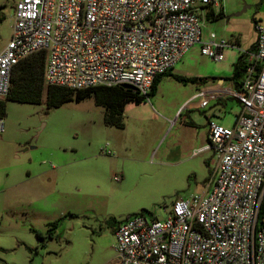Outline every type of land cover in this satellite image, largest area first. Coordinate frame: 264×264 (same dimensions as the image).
<instances>
[{"label": "rangeland", "instance_id": "374dc122", "mask_svg": "<svg viewBox=\"0 0 264 264\" xmlns=\"http://www.w3.org/2000/svg\"><path fill=\"white\" fill-rule=\"evenodd\" d=\"M18 1L0 0V50L11 37ZM212 10L223 16L200 12L201 41L213 32L232 44L224 59L201 54L195 43L160 78L149 100L125 105L124 128L104 123V109L94 96L56 107L46 104L45 92L40 103L6 102L0 133V264H117L118 223L141 212L165 219L177 196L208 189L217 156L211 151L192 156L189 143L196 133L189 126L206 129L211 116L230 128L241 107L228 97L220 99L224 104L212 99L198 107L199 79L232 76L237 58L256 42L264 24V0H219ZM106 147L111 154L102 153Z\"/></svg>", "mask_w": 264, "mask_h": 264}, {"label": "built area", "instance_id": "2783aa9c", "mask_svg": "<svg viewBox=\"0 0 264 264\" xmlns=\"http://www.w3.org/2000/svg\"><path fill=\"white\" fill-rule=\"evenodd\" d=\"M215 6L219 0H19L11 37L0 50V101L15 66L40 51L47 86L129 84L149 100L155 78L195 43L201 54L224 59L232 44L213 32L201 41L200 12ZM241 54L246 68L240 90L219 78L194 97L202 108L227 97L241 107L230 128L209 118L206 144L192 152L217 156L208 189L177 196L165 219L138 213L118 223V264H264V214L258 218L264 200V24L255 48Z\"/></svg>", "mask_w": 264, "mask_h": 264}, {"label": "trees", "instance_id": "16d2710c", "mask_svg": "<svg viewBox=\"0 0 264 264\" xmlns=\"http://www.w3.org/2000/svg\"><path fill=\"white\" fill-rule=\"evenodd\" d=\"M223 16L222 11L215 14L212 8H209L206 17L217 19ZM255 48V43L250 49ZM44 64H45V53L40 51L35 53L28 58L19 62L13 71L11 79V88L6 97L0 101V116L4 114L5 104L7 101L20 102V103H40L42 102V96L45 92L46 104L49 107L60 106L70 101H81L87 97L94 96L96 103L104 109V123L107 126L114 128L124 127V107L127 103L140 104L144 100H147L146 96L139 94L135 89L125 88L121 85L116 86H99L94 88H88L84 90H71L63 87L45 86L44 85ZM246 68V61L244 54H240L237 61L234 64L233 74L230 78L232 81L233 88L235 90L241 89L242 78ZM170 70L158 75L152 85L150 95L155 92L156 86L160 81V78L164 75H169ZM179 82L194 81V79L185 78L181 76H174ZM201 85H205L210 80L200 78ZM148 94V95H149ZM233 99V98H231ZM237 101V100H236ZM238 102V101H237ZM239 103V102H238ZM240 104V103H239ZM207 164V161H205ZM144 211V210H142ZM144 213V212H141ZM264 214V200L262 202L258 218H261ZM57 222L49 224L47 230L48 237H52L53 230H55ZM39 240H43L44 237L40 232H35Z\"/></svg>", "mask_w": 264, "mask_h": 264}, {"label": "crops", "instance_id": "0c3cea01", "mask_svg": "<svg viewBox=\"0 0 264 264\" xmlns=\"http://www.w3.org/2000/svg\"><path fill=\"white\" fill-rule=\"evenodd\" d=\"M209 85V82L205 85H201V88H204L205 86H208ZM199 88V89H201ZM217 104H224L225 102L223 101H219V102H216ZM211 118V116L207 117V121L208 119ZM194 126L195 123L194 122H191V127L196 134H194V141L193 142H190V146H191V149L194 151L195 149H198V148H201L202 146H204V142L207 140V133H208V129L206 128H202L200 130L196 129ZM124 127H125V122H124ZM123 127V128H124ZM108 145V144H107ZM116 263H117V260H116ZM118 264V263H117Z\"/></svg>", "mask_w": 264, "mask_h": 264}, {"label": "water", "instance_id": "95a60500", "mask_svg": "<svg viewBox=\"0 0 264 264\" xmlns=\"http://www.w3.org/2000/svg\"><path fill=\"white\" fill-rule=\"evenodd\" d=\"M121 86L125 88L135 89L132 85H129V84H122Z\"/></svg>", "mask_w": 264, "mask_h": 264}]
</instances>
